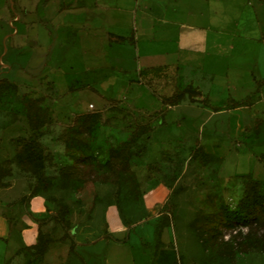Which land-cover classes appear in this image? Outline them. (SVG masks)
Instances as JSON below:
<instances>
[{"label": "rangeland", "instance_id": "1", "mask_svg": "<svg viewBox=\"0 0 264 264\" xmlns=\"http://www.w3.org/2000/svg\"><path fill=\"white\" fill-rule=\"evenodd\" d=\"M58 1L61 0H48V5ZM172 2L116 0L123 9L131 4L138 12L145 6L152 14L162 12L166 22L155 20L152 33L136 34L131 42H112L110 48L103 35L106 32L97 30L96 47L107 55L111 48L121 49L132 82L127 83V78L117 74L116 89L121 95L104 100L100 92L111 93L114 80L107 63L97 59L99 66L83 70L97 55L89 54L90 62L78 47H61L56 31H52L53 44L48 46L41 66L66 62L71 54L67 53L73 52L74 64L85 78L74 81L72 85L76 87L72 90L65 77L54 78L55 87L51 85L54 80L42 82L39 74L28 79L29 74L20 66L29 63L36 44L29 41L26 32L33 30L34 16H42V5L31 15L21 9L23 5L19 6L18 0H0V59L7 64L4 67L0 61V77L13 79L17 71L26 80L37 82L29 92L35 100L26 105L13 87L0 88V215L15 221L19 229L39 218L34 216L28 196L35 186L37 194L47 201L44 216H40L45 220L40 226L59 213L60 204L66 205L67 213L60 217L58 225L67 220L68 241H75L73 237L85 241L103 234L109 237L105 234L108 221L122 224L124 231L116 229L109 250L118 257L131 255L135 264H158L153 256L154 225L163 211H169V223L161 234L162 246L175 252V264H264V205L252 204L253 216L246 221L225 211L235 207L241 173L259 178L264 192V0H208L195 7L206 9L213 28L235 33L232 50L214 64L221 78L207 84L213 105L208 117L202 105L189 101L187 95L175 107L162 104L160 96L169 94L172 86L162 89L137 78L140 57L146 48L150 50V43L153 50L173 47L174 19L186 16L187 5L180 7ZM16 10L23 11L21 21L13 18ZM124 15L121 22L127 32L123 33L132 36L133 17L127 19ZM46 20L42 24L52 30V22ZM13 28L18 33H13ZM38 39L41 43L45 40ZM33 58L37 60V55ZM209 62L180 61L178 84L197 76L198 72L189 65L194 63L200 69ZM225 69L229 74L238 73L239 86L223 84ZM251 70L260 81H254L253 90L243 96L249 81L253 82ZM99 76L104 77V89L99 86ZM85 80L90 86L82 88ZM20 84L21 91L30 88ZM257 98L260 99L251 107ZM90 101L94 108H88ZM236 106L235 112L228 111ZM26 109L31 112L36 127L33 134L42 152L52 160L42 165L20 162L23 153L19 138L27 134L29 123ZM203 119L206 124L201 125ZM63 135L66 140L61 139ZM119 147L124 150L117 154ZM200 147L207 152L215 148L216 152H210L215 156L203 157ZM80 151L83 158L77 155ZM109 157L114 162H107ZM73 160L85 178L82 183L73 178L66 180L59 171L61 165ZM175 188L177 191L172 193ZM23 194L26 196L22 198ZM105 247L104 239L94 246L79 245L82 253L95 250L93 264H104ZM8 261L5 257L0 264H9Z\"/></svg>", "mask_w": 264, "mask_h": 264}, {"label": "crops", "instance_id": "2", "mask_svg": "<svg viewBox=\"0 0 264 264\" xmlns=\"http://www.w3.org/2000/svg\"><path fill=\"white\" fill-rule=\"evenodd\" d=\"M28 1L29 0H18V4L19 6L23 5L21 9L23 11H27L31 15H35L34 13L37 10L36 7L42 5L39 8L40 14L42 16L38 18L39 20L37 19V16H34V27L32 28L33 30L26 32V37L29 39V41L31 43H34L35 41L36 44L29 58V63L20 66L21 69L26 73V75L29 74L30 77L28 79L35 78L37 74H39L41 78L40 81L42 82L51 81L54 80V78L58 77H65L67 81H69V83H67L71 85L74 81L79 82L80 79L85 78V75L80 74L77 70L76 65L74 64L75 61H73L72 58L73 52L67 53L71 54L69 58L66 59V62L64 61L56 65L45 64L43 67L41 66V64L44 62V54H46V51H49L48 46L51 47L53 44V35L55 34H53L52 31H56L55 38L59 39L61 47L66 48L70 45L78 47L81 51V54L87 56V59L89 54L97 55L95 57H91L93 63H89L90 65L88 64L85 68H83V70H93L96 68V66H99L100 62L107 63L108 69L110 71L109 75L114 76V80L112 82L113 91L111 93L100 92V95L104 100H106V97H109L110 95L120 97L121 93L116 89L118 83V78L116 77L117 74H121L124 76V78H127V83L131 84L132 82H130V80L128 79V77L131 76H129V73H127L128 70L126 64L124 63V58L120 55L122 52L121 49L118 50L111 48V51H109L108 55H112V53L114 55H112V58L109 55V58L107 52L104 51V49L100 51L98 46L96 47L95 44L98 42V37L96 35L97 30L99 31L100 29H103L106 32L103 35L108 39V48H110L112 42H131L135 40V37L137 36L136 34L152 33L155 20L159 19V21H161L162 23L166 22V17L162 14V12L158 15L152 14L151 10L146 9L147 6H145L146 8H143L138 12L135 8L132 7L131 4H129L127 8L123 9L122 6L116 3V0H61L58 1V3H54L55 5H52L51 7L48 5V0H44V2H41L42 0ZM172 1L173 5L176 4L180 7L187 5L186 9H184L186 16L183 18L177 17L174 19V23L176 25V35L173 39V47L170 49L159 48L157 50H153V43H150V50L146 48L142 52V55L140 54L141 57L139 65L136 68V71L138 72L137 78L138 80H144L145 82L148 81L162 89L165 88V86L171 85L173 90L176 86L181 85L178 84V69L179 67H181V65H179L180 61L186 60L188 62H196L208 59L210 62L209 65L206 66V68L201 67L199 69L198 65L196 66L194 63L193 65H189L192 70L194 69L196 72H198L196 73L197 76H195L194 81L199 83L204 93L208 95V102L206 104L199 102L202 105L203 109L201 110H203L205 117H208L212 112L211 106H213L211 104L209 90L210 88L208 85L211 81H217L218 78H221L216 73L217 68H215L214 64H216L217 61H219L224 55L228 54L232 50L234 43L233 38L235 36V33L221 27L213 28L210 24V21L208 20L209 13L206 11V9H195L196 6H200L202 3H206L208 0ZM165 2H167V0H165ZM25 5L27 8L24 7ZM22 12L16 10L13 18L17 21H21L23 18V14H21ZM124 13H126L127 19L128 17H130V15L133 17L132 40L121 41L116 39L114 36V34L127 36L125 34L127 32V29L124 26L125 24H122L121 22L123 16H125ZM206 14H208V19L206 18ZM46 18L50 19V21L52 22V30H49L48 25L44 26L47 21ZM43 19L44 24H42ZM101 21L102 24H99L101 23ZM12 32L18 33V29L13 28ZM109 32L113 33V35L109 36ZM40 37L45 38L44 42H39L38 38ZM36 55L37 60L33 58L36 57ZM182 55L184 56L181 58ZM157 57L158 61L155 62L154 58ZM91 58H89L90 60L88 59L87 61L92 62ZM97 59L100 60L99 63L97 62ZM0 61L4 67L7 66V64L4 63L2 59H0ZM223 73L225 74V78L221 80L223 81V84L227 85V87L230 86L233 88L239 86V83L236 79L238 74L236 71H230L229 74V70L225 69ZM250 74L253 82L249 81V83L245 87L243 96L253 90V87L255 85L254 81H260V78L255 75L253 70L250 71ZM12 75L14 77L13 80L18 83H22L23 85L25 84L31 88H33V85H36L37 83L36 81L31 82L29 80H26L25 78L20 76L17 71L13 72ZM99 78H101L99 80V86L104 89L105 87L102 85V80L104 79V77L102 78L101 76H99ZM51 85L55 87V80ZM81 85L90 86L89 82L86 80L81 83ZM205 85H207L208 88H206L207 86L205 87ZM259 95L260 97L262 96L260 92ZM227 98L233 97L228 96ZM259 99L260 98L254 100V102H252L251 104V107L254 105L255 101ZM233 100L236 101V99L234 98ZM167 105L175 107L176 105H178V103ZM237 107L238 106L229 107L228 111L235 112L237 110ZM200 124H206L205 119H203ZM210 152H216V149L213 148ZM9 187L10 185L7 186V188ZM46 202L47 201L45 200V198L40 194L31 196L30 208L34 212V216H44L43 212L47 206ZM46 221L47 222L45 224H42L40 228L44 231H49L54 240L49 243L48 248L43 255L42 264H93L92 257L96 254V252H94L95 250L92 251L91 249H88L87 251L82 253L79 248V244L82 243L85 245L94 246V244H96L99 239L106 240L105 252L102 255L104 264H135L131 255L127 257H118L115 256V254H111L109 250L111 237L115 236L117 232L116 229H119V231H124V227L122 224H120L119 226L111 224L108 221L107 231L105 234L109 235V237H106L103 234L102 236L93 237L85 241L75 239L73 237V239L75 240V245L70 250L69 245L71 243V240L68 241L65 239H59L60 235H62L63 233V231H61V226H59L58 223H54L53 220L48 219ZM26 225L27 226L21 227L19 234L24 244H31L36 240L37 229L39 226L35 219L31 220ZM53 226H55V228H53ZM52 229H54V232H52ZM8 232V223L5 217L3 215H0V241L2 242V245H0V262L6 257V260L9 259V264H22V253L16 252L20 245L15 239L9 236ZM5 239L7 241H5ZM116 243L122 242L116 241Z\"/></svg>", "mask_w": 264, "mask_h": 264}, {"label": "trees", "instance_id": "3", "mask_svg": "<svg viewBox=\"0 0 264 264\" xmlns=\"http://www.w3.org/2000/svg\"><path fill=\"white\" fill-rule=\"evenodd\" d=\"M109 36H112L113 33L109 32ZM115 38L118 40H132V36H124L119 34H114ZM11 86L18 93L21 102L24 105L28 102H33L35 98H31L29 92H32L33 89L30 87L27 90L21 91V84L16 82L13 79H9L6 76L0 77V88L3 86ZM82 88L89 87V85H80ZM76 86L70 85L69 90L75 89ZM188 96L189 101L191 102H201L206 104L208 102V95L204 93L199 83L194 80H189L184 85L180 87H175L172 92L168 95L161 97V102L163 104H177L179 103L185 96ZM26 113L28 116V127L26 128L27 134L19 138V144L21 145L19 150L23 153L22 158L20 160L21 163H38L42 165L44 161L50 162L51 157L45 155L42 152L39 142L37 141L35 135L33 134V130L36 128L34 126L32 115L30 110L26 109ZM66 138V137H65ZM64 135L61 136V139L66 140ZM85 148V146H84ZM199 151L202 153L203 157L209 158L215 156V154L207 152L204 148L200 147ZM120 149L124 150V147L116 148L115 152L117 154L120 153ZM126 150V148H125ZM128 150V149H127ZM114 152V151H113ZM131 154V153H130ZM79 158L84 157L83 151L77 154ZM129 156V151L128 154ZM107 162H114L113 157H109ZM126 161V159H124ZM59 171L68 179H75L78 183L84 182L85 178L80 173L76 163L74 160L69 164H63L59 167ZM40 177L44 178L45 175L43 173L39 174ZM241 191L236 200V204L234 209H225L226 213L230 215H234L237 218H240L244 221L250 219L253 215V211L251 210V205L254 203H261L264 205V192L262 191L261 181L259 178L251 175L249 172L241 173ZM112 181V180H109ZM177 189H173L172 193H175ZM37 194L35 190V186L30 190L28 196H33ZM26 195L23 194L22 198ZM169 198V197H168ZM59 213H55L51 216V219L54 223L61 222V218L64 214L67 213V207L65 204H60ZM4 216V215H3ZM8 226H9V236L14 238L19 243V248L16 252H21L24 260L22 264H42L43 255L48 248V245L54 238L51 236L49 231H44L40 228V222L45 220V217H39L35 221L38 223L37 235L35 242L31 244H24L21 236L20 229L16 226L15 221H11L9 217L4 216ZM255 218V216L253 217ZM213 222V221H212ZM215 222V221H214ZM169 223V211H163L160 214L159 219L155 222L154 225V249L153 256L156 257V261L158 264H175L177 262V257L174 251H170L165 249L164 241L161 237L162 231ZM213 224V223H212ZM24 226H27L26 224ZM62 228L64 229L62 235H60L59 239H65L68 237V222L67 220L61 223ZM54 227V226H53ZM74 241H71L69 245V249L71 250L74 247ZM85 245V244H79Z\"/></svg>", "mask_w": 264, "mask_h": 264}, {"label": "built area", "instance_id": "4", "mask_svg": "<svg viewBox=\"0 0 264 264\" xmlns=\"http://www.w3.org/2000/svg\"><path fill=\"white\" fill-rule=\"evenodd\" d=\"M88 108L90 109V108H94V103L93 102H89L88 103Z\"/></svg>", "mask_w": 264, "mask_h": 264}]
</instances>
